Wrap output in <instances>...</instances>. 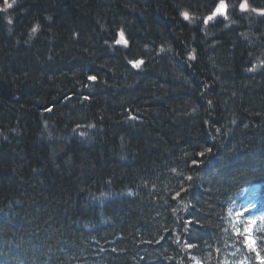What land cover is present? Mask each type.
<instances>
[{
	"label": "trees",
	"instance_id": "trees-1",
	"mask_svg": "<svg viewBox=\"0 0 264 264\" xmlns=\"http://www.w3.org/2000/svg\"><path fill=\"white\" fill-rule=\"evenodd\" d=\"M223 2L0 0V264H262L264 0Z\"/></svg>",
	"mask_w": 264,
	"mask_h": 264
},
{
	"label": "snow or ice",
	"instance_id": "snow-or-ice-1",
	"mask_svg": "<svg viewBox=\"0 0 264 264\" xmlns=\"http://www.w3.org/2000/svg\"><path fill=\"white\" fill-rule=\"evenodd\" d=\"M5 4L7 5V7H12V4H9L7 3V0H4ZM226 4L223 2V0H221V3L217 6V8L215 9V11L213 12V16H215L217 13H220V14H224V10L226 9ZM241 8L242 9H246L247 8V4L244 3L241 5ZM264 14V13H262ZM182 15L184 16L185 19H188L189 18V14L187 12H184L182 13ZM213 16H209L208 19H212ZM35 30V29H34ZM121 36L123 37V33H121ZM125 44H127V41L124 40L123 41ZM119 43V41H118ZM194 58V57H193ZM140 63H143V61H139L137 62L136 64H134V66H139ZM90 79H95V77H90ZM190 179V178H189ZM243 215V212L241 213H237V216H242ZM247 231H250V229H248ZM236 234L237 235H240V230L239 229H236ZM245 243H246V246L252 250V251H256V240L252 238L251 235H249L248 237H246V240H245ZM189 248L192 247V245H188ZM257 256L259 257V252H257ZM262 260V264H264V258H261Z\"/></svg>",
	"mask_w": 264,
	"mask_h": 264
},
{
	"label": "bare ground",
	"instance_id": "bare-ground-1",
	"mask_svg": "<svg viewBox=\"0 0 264 264\" xmlns=\"http://www.w3.org/2000/svg\"><path fill=\"white\" fill-rule=\"evenodd\" d=\"M244 2H246V1H249V0H243ZM263 13H264V10H263ZM103 34H106L105 32H103ZM112 39V38H111ZM111 39H109V40H111ZM109 40H107V41H109Z\"/></svg>",
	"mask_w": 264,
	"mask_h": 264
},
{
	"label": "rangeland",
	"instance_id": "rangeland-1",
	"mask_svg": "<svg viewBox=\"0 0 264 264\" xmlns=\"http://www.w3.org/2000/svg\"><path fill=\"white\" fill-rule=\"evenodd\" d=\"M258 12H259V13H263V11H260V10H259ZM215 16H216V15H215Z\"/></svg>",
	"mask_w": 264,
	"mask_h": 264
}]
</instances>
